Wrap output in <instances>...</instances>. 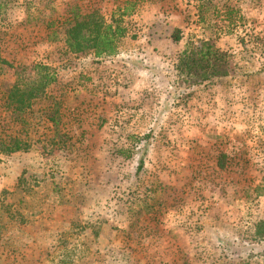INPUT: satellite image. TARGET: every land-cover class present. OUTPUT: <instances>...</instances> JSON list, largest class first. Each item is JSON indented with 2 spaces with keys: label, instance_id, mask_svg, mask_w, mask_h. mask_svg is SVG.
Segmentation results:
<instances>
[{
  "label": "rangeland",
  "instance_id": "374dc122",
  "mask_svg": "<svg viewBox=\"0 0 264 264\" xmlns=\"http://www.w3.org/2000/svg\"><path fill=\"white\" fill-rule=\"evenodd\" d=\"M0 1V56L29 79L37 64L56 75L25 113L26 136L0 103V139L28 144L0 154V264H264V0H211L209 27L201 0H145L102 60L68 51L64 10L110 21L122 0ZM223 4L242 17L229 24ZM207 37L234 73L179 87V52Z\"/></svg>",
  "mask_w": 264,
  "mask_h": 264
},
{
  "label": "trees",
  "instance_id": "16d2710c",
  "mask_svg": "<svg viewBox=\"0 0 264 264\" xmlns=\"http://www.w3.org/2000/svg\"><path fill=\"white\" fill-rule=\"evenodd\" d=\"M144 1L122 0L116 8L118 12L111 14L110 21H107L97 8L83 11L75 3H71L72 6L67 5L62 23L65 25V44L68 51L71 53L92 52L93 56L99 60L115 56L118 53L119 41L127 32L123 23L124 17L137 11ZM201 1L202 4L198 5L199 12L202 13L200 20L209 27L211 18L218 13L217 5L212 4L211 0ZM4 3L0 1V11L3 7L5 8ZM222 10L229 24H232L234 19L242 17L232 5L223 4ZM24 13L28 18L29 14L25 11ZM1 19L5 18L1 16ZM180 32V28H175L172 32L171 37L174 42L181 39ZM231 57V54L227 50L221 49L212 37L202 39L198 44L188 41L179 52L174 65L176 83L182 88H193L205 83L220 82L234 73ZM0 63L6 64L8 68L2 73H7L6 78L0 79V103L9 112L11 119L17 124H21V131L26 136L25 113L35 99L46 98L49 95V87L55 83L56 75L47 66L37 64L34 67L40 70L41 77L29 79L25 76L26 67L23 64L14 65L1 56ZM60 108L61 100L55 97L52 98L46 109L47 119L52 123L55 136L59 134L58 125L64 115ZM27 145L26 138H21L18 135L5 136L0 139V154L8 155L15 151L25 150ZM124 151L128 150L124 149ZM217 160L218 166L225 165L224 158ZM142 165L141 161L137 168H141ZM254 232L257 239H264V219H260L256 223ZM183 264L191 263L183 259Z\"/></svg>",
  "mask_w": 264,
  "mask_h": 264
}]
</instances>
